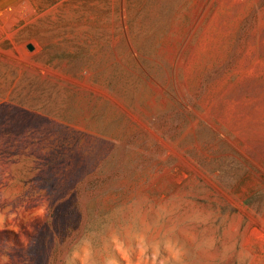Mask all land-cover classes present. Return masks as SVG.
Here are the masks:
<instances>
[{"label": "rangeland", "instance_id": "374dc122", "mask_svg": "<svg viewBox=\"0 0 264 264\" xmlns=\"http://www.w3.org/2000/svg\"><path fill=\"white\" fill-rule=\"evenodd\" d=\"M0 264H264V0H0Z\"/></svg>", "mask_w": 264, "mask_h": 264}]
</instances>
